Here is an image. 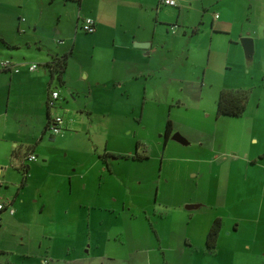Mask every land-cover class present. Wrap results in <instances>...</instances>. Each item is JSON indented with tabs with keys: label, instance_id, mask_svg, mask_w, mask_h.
Listing matches in <instances>:
<instances>
[{
	"label": "rangeland",
	"instance_id": "374dc122",
	"mask_svg": "<svg viewBox=\"0 0 264 264\" xmlns=\"http://www.w3.org/2000/svg\"><path fill=\"white\" fill-rule=\"evenodd\" d=\"M219 2L237 21L246 22L254 33L259 31L263 36L264 0ZM93 3L0 0V37L19 46L14 49L17 56L26 62L40 63L42 50L58 49L67 54L63 73L66 82L61 84L63 92L59 95L63 97L68 123L61 125L63 136H59L60 132L54 134L56 161L47 164L42 177L62 165L71 171H86L91 176L89 192L95 198L100 196L94 201L90 235L76 239L77 253L65 256V240L60 233L64 226L47 223L46 211L39 213L34 200L38 176L34 173L21 189L23 196L17 198L15 216L7 219L5 226L2 223L0 264L31 261L32 257L24 255L29 243L26 240L52 227L59 231L60 237L55 241L59 247L57 254L44 257L54 264H71L69 257L76 258L75 264H144L148 259L152 264H174L172 258L178 259L181 253L168 250L165 241L158 243L156 235L173 246L183 235L191 213L196 222L206 209L216 210L212 203L224 202L229 206L232 201H246L258 206L264 198V40L247 58L241 38L236 54V47L227 43L226 34H219L221 40H213L211 45L209 68L208 36L201 29L190 37L189 50L195 51L196 58L185 67L179 66L181 50L186 51L183 42L174 50L164 48L151 54V64L143 67L153 68V72H145L135 80L128 78L117 86L112 73L92 71V67H99L91 57L93 34L76 25L78 12L82 16L91 14ZM159 9L165 23L174 21L175 6L163 4ZM208 9L211 14L220 13L217 8ZM219 80L249 90L241 114L217 113ZM168 120L172 122L171 135L180 133L186 144L171 136L164 139ZM50 133L47 129L45 138H52ZM26 143L21 149L25 150ZM105 148L116 157H103ZM12 162L15 166L9 180L0 185L8 186L7 196L0 194L3 199L21 188L28 175L24 165L32 163L27 160L23 164L17 159ZM66 182L61 181L63 192ZM252 188L255 194L249 193ZM189 203L204 206L188 210L185 205ZM228 210H220L226 226L230 224ZM56 212L58 219L60 210ZM255 228L262 230L264 223L247 222L235 233L251 237ZM249 259L254 261L250 256ZM228 262L234 264L235 257Z\"/></svg>",
	"mask_w": 264,
	"mask_h": 264
},
{
	"label": "crops",
	"instance_id": "0c3cea01",
	"mask_svg": "<svg viewBox=\"0 0 264 264\" xmlns=\"http://www.w3.org/2000/svg\"><path fill=\"white\" fill-rule=\"evenodd\" d=\"M71 1L77 2L78 5L81 3V0ZM93 1L94 9L91 14L82 16L78 12L76 25L80 27L84 16H91L94 19L95 28L87 33L93 34L94 42L91 45V57L92 62L97 61L99 63V67H92L91 69L94 73H98L97 71L112 73L117 86L121 85V81L123 82L128 78L135 80L142 78L145 72L150 74L154 69H144L143 66L150 63L151 54L164 48L167 51L174 50L175 46H180L183 42L186 51L181 50L183 55L179 57L181 58L179 66L185 67L188 61L196 58L195 51L189 50L190 37L201 29H205L208 36L209 53L206 67L209 68L211 45L213 40H221L219 34H226L227 43L236 47V54L239 53V48L236 45H238L240 38H251L254 50H256L257 43L261 45L264 40V32L263 36L259 31L254 33L246 22L237 21L231 11L220 7V0H177L174 21L168 23H165V19L160 18L158 14L159 8L164 4L160 0ZM153 6L155 11H153ZM208 7L217 8L220 13L211 14ZM247 18L249 19V16H246ZM172 23H177L174 31L170 28ZM166 32L170 33L166 34ZM168 38L170 40H167ZM222 40L224 39L222 38ZM7 43V45H0V60L10 59L15 67L3 69L0 66V185L9 180L8 175H11V168L15 166V162H12L13 159L22 160L24 164L29 160L25 158L29 152H34L36 159L29 160L32 163L24 165L25 167L28 166L26 171L28 175L20 184L21 188L19 187V190L17 188L12 197L3 199L0 196V200L4 201L8 207L14 208L17 198L23 196L21 189L26 184L27 179L37 172L38 184L35 185L37 195L34 200L38 202L39 213L43 214L46 211L47 223L60 225V228L64 226L60 230L65 240L62 244L63 254L70 256V254L77 253V244L74 241L80 239L83 234L86 237L90 235L93 225L91 213L95 208L94 201L100 196L97 195L95 198L94 193L89 192V178L91 176L86 171L76 172V169L71 171L69 167L62 165L61 167L58 166L57 170L46 173L42 177V171L46 170L47 164L56 161L53 159L56 151L54 146L55 135L50 133L52 138H45L49 115H52L53 112L62 115L64 119L62 127L67 126L68 123L65 117L63 97L58 95L55 99L54 108L47 106L50 90L57 89L59 93L63 90H61V84L51 79L49 70L44 63L50 61L52 55H61L65 51L62 53L58 49L54 52L42 50L40 51L42 54L40 63H37L36 68L29 69L28 65L32 62L21 59L14 50L15 47L18 48L19 46H15V43ZM108 61L111 64L106 65ZM63 79L65 81L64 76ZM224 82L219 80L220 89L231 87L229 84L225 85ZM29 120H31V124H29ZM25 129H27L26 133ZM27 132L28 137H26ZM59 136H63V133L60 132ZM25 142L28 143H26L27 146L24 147V150L21 149V146L23 147ZM104 152L103 157L105 158L109 154L112 155L106 148ZM112 157L115 158L116 156L112 155ZM51 176L53 180L50 179ZM64 179L67 182L65 183L66 191L63 192L61 181ZM7 188V185L5 188H0V194L7 196ZM249 193L255 194L256 191L252 188ZM189 204H193L194 207L187 208ZM189 204L185 205L188 210H196L204 206L203 203ZM212 204L211 206L216 210L212 212L206 209L200 216L202 218L196 222L195 214L189 215L183 235L175 240L173 246L168 240L156 235L158 243L165 241L168 250L175 253L179 252L177 254L181 253V257L178 259L172 258L174 264H230L228 261L233 257L236 260L234 264H249L244 263V260L250 261V264H264V228L262 230L255 228V231L253 229L251 237L244 235L239 237L235 233L239 232L247 222L259 224L262 221L264 223V198L258 206H252L246 201H232L229 206L224 202ZM222 208L229 209V226L224 225L225 219L220 212ZM56 209L60 210L58 219ZM15 214V208L13 213H10L8 208L2 210L0 232L5 226V221L13 218ZM59 218L61 219L59 220ZM216 218L220 221L216 244L213 248H208L205 242L207 232ZM3 222L4 226L2 225ZM59 237V231L52 227L44 233H38L34 239H27L26 241L29 240V243L25 245L27 249L24 255L32 257V260L26 264H33V261L36 264H54L53 260L49 262L44 256L57 254L55 251L59 245L55 241ZM239 240L242 242L240 243ZM249 256L254 258V261L250 260ZM75 259L69 257L67 260L71 264H75L73 263ZM144 264H152L151 259H148Z\"/></svg>",
	"mask_w": 264,
	"mask_h": 264
},
{
	"label": "trees",
	"instance_id": "16d2710c",
	"mask_svg": "<svg viewBox=\"0 0 264 264\" xmlns=\"http://www.w3.org/2000/svg\"><path fill=\"white\" fill-rule=\"evenodd\" d=\"M0 41L5 45L8 44L1 37H0ZM32 63H35V62H32ZM35 64L37 66V63ZM44 65L47 66L51 79L56 80L58 84L64 83L63 73L65 72V69L67 66V54L64 53L61 55H52L51 60L45 62ZM248 97H249V90L247 88L225 87V88L220 89L218 98H217V113L226 114V115L241 114L246 107V102L248 100ZM171 131H172V124H171V121L168 120L166 122L165 129H164V139L165 140L170 135ZM27 170H28V166L26 167L24 166V173H26ZM219 228H220V221L218 218H216L213 220L207 232L205 242L208 248H213L215 246Z\"/></svg>",
	"mask_w": 264,
	"mask_h": 264
},
{
	"label": "built area",
	"instance_id": "2783aa9c",
	"mask_svg": "<svg viewBox=\"0 0 264 264\" xmlns=\"http://www.w3.org/2000/svg\"><path fill=\"white\" fill-rule=\"evenodd\" d=\"M161 3L176 6L178 4L177 0H160ZM170 28L174 31L177 27V23L170 24ZM81 29L86 32H91L95 28V21L91 16H86L82 18ZM0 66L3 69H10L11 67H15L11 60H0ZM36 67L35 63L29 64V69H34ZM16 70V68H15ZM59 92L57 89H51L49 92L48 100H47V106L48 108H54L55 107V99L58 97ZM63 123L62 115L59 113L53 112L52 115H49L48 118V125L47 129H50V131L55 134L57 132H60L61 125ZM36 154L34 152H29L26 154L25 158L29 160L35 159ZM4 208H8L10 213L14 212V208L12 206H9L5 204L4 202L0 201V221L2 219L1 212Z\"/></svg>",
	"mask_w": 264,
	"mask_h": 264
},
{
	"label": "water",
	"instance_id": "95a60500",
	"mask_svg": "<svg viewBox=\"0 0 264 264\" xmlns=\"http://www.w3.org/2000/svg\"><path fill=\"white\" fill-rule=\"evenodd\" d=\"M243 49H244V54L247 58H251L252 53H253V43H252V39L249 37H242L240 39ZM171 138L174 140H177L181 143H187V140L178 132H175L171 135ZM194 207L193 204H189L187 206V208H192Z\"/></svg>",
	"mask_w": 264,
	"mask_h": 264
}]
</instances>
